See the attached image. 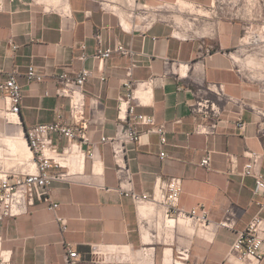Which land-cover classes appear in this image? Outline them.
Wrapping results in <instances>:
<instances>
[{
	"label": "crops",
	"instance_id": "1",
	"mask_svg": "<svg viewBox=\"0 0 264 264\" xmlns=\"http://www.w3.org/2000/svg\"><path fill=\"white\" fill-rule=\"evenodd\" d=\"M107 1L106 5L119 8L116 12L120 19L94 0H64L61 7L65 11L48 9L33 0H2L0 82L16 70L23 98L18 117L7 125L2 117L9 105L0 91V140L8 145L0 147V154L6 150L16 155V162L25 163L11 143L27 147L22 137L26 129L53 122L58 112L68 117V99L56 94L58 77L64 71L74 76L88 68L92 75L85 84L86 115L92 122L90 142L85 147L93 148L95 157L87 159L69 181L52 184L51 195L60 203L57 212L68 218L66 232L61 231L47 204L37 202L27 214L0 222L1 250L11 251L13 264H68V246L80 254L76 264H136L135 257L122 254L119 259L110 256L102 261L91 256V246L99 244L117 253L122 248L135 250L155 245V264H177L173 247L165 246L157 252V242L150 236L151 222L157 212L164 213L163 205L150 199L141 205L147 210L143 216L141 206L132 197L116 190L119 177L113 151L109 143L102 141V137L116 131L120 96L126 93L123 84L134 64L132 80H154L149 87H137L136 98L131 100L135 112L153 115L155 126L165 125L167 129V142L162 144L158 133L148 131L150 126L138 125L139 140L127 145L134 190L153 197L157 180L182 178L180 206L185 210L206 208L210 224L204 229L179 218L173 230L165 232L166 237L169 234L178 247L189 250L185 264H239L230 256L238 232L257 214L264 218L263 197L255 193L254 179L242 174L249 161L248 151L264 153V116L260 114L264 111V93L244 78L235 59L244 24L234 17H223L212 23L208 34L199 35L205 27L200 29L194 23L196 30L176 29L156 12L162 5L185 3L196 7V14L203 16L204 10L215 9V0H123L121 5L113 4L115 0ZM137 4L152 9L154 21L150 26L128 21L127 10ZM96 34H101V44ZM118 43L133 54L115 53L105 60L93 57L98 47ZM209 48L211 53L206 54ZM83 55L87 58L82 59ZM31 64L43 72V81L27 80L25 74ZM202 98L215 103L217 116L205 118L192 112L191 104ZM127 117L132 119L129 112ZM240 120L244 128L239 126ZM200 122L217 123L215 133L196 132ZM54 137L61 147L66 144V140ZM162 151L166 153L163 157ZM206 155L211 157L210 166L201 164ZM232 158L236 166L231 172ZM262 169L264 173V159ZM257 201H262V208ZM229 210L236 222L234 228L218 226ZM135 256L140 257V251ZM255 264H264V258Z\"/></svg>",
	"mask_w": 264,
	"mask_h": 264
},
{
	"label": "built area",
	"instance_id": "2",
	"mask_svg": "<svg viewBox=\"0 0 264 264\" xmlns=\"http://www.w3.org/2000/svg\"><path fill=\"white\" fill-rule=\"evenodd\" d=\"M137 2V1H136ZM138 5V4H137ZM2 0H0V8ZM140 6V5H139ZM104 8V6H103ZM146 15L142 18L144 23L140 26H150L154 21V16L149 12L151 8L144 5L141 6ZM58 10H64L60 7ZM152 10V9H151ZM65 11V10H64ZM119 17V16H118ZM138 18V16H136ZM120 19V18H119ZM121 26L123 24L120 22ZM138 26V24H137ZM180 37V35H177ZM190 37L186 36L185 38ZM98 41L102 42L101 34H96ZM115 53L124 55H132L133 52L130 48L122 43L114 46L98 47L93 57L99 60H105L112 57ZM210 48L206 50V54H210ZM87 55H83L82 59H86ZM134 64L128 69V78L124 81L125 95L120 96L119 101V121L116 126L114 135L109 137H102V141L111 145L113 151V158L116 164V172L119 177V184L116 188L120 194L130 196L135 203L140 206L143 202L150 200L149 194H138L134 190L133 175L127 163L126 151L127 145L139 140L141 131L138 125H147L149 132H155L160 135V142L162 144L167 142V129L165 125L155 126V117L148 114H137L135 106L131 104V100L136 98V89L141 84L144 87H149L153 84L154 80L150 79L147 82H137L131 79ZM26 78L29 82H41L44 80L43 72L31 64L27 68ZM92 75V71L88 68H82L74 76L64 71L59 75L58 86L56 88L57 96L67 98L69 101V115L65 117L62 113L58 112L56 119L50 123H39L34 125L25 132L23 137L27 142L30 150V157L26 163H18L16 155L9 154L10 160L14 161L23 168L19 171H10L3 166L0 168V222L7 217H17L27 214L29 208L37 202H44L48 208L55 214L56 220L60 225L61 231L68 230V218L58 214L60 203L56 201L51 195V187L55 181H69L76 171L81 169L87 159H93L95 152L93 148L87 149L85 144L90 142L89 127L92 120L86 115L87 96L85 92L86 81ZM102 79H104L102 77ZM216 86L215 84H213ZM220 92H223L221 86L217 87ZM0 91L5 94L8 110L6 112L7 118L9 115H18L20 113L23 87L18 81L17 72L12 71L8 74L5 81L0 82ZM95 104V102H92ZM129 104L130 106H125ZM192 112L202 114L205 118L210 116H217L218 109L213 101L208 98L196 100L191 104ZM132 116L130 120L127 113ZM264 116V111H260ZM241 128L245 124L241 120L238 122ZM217 123L210 125L198 123L195 131L205 134H214ZM55 135L59 140H66L64 146H60L56 140ZM4 148L8 145L4 144ZM165 156V152L160 153ZM248 163L244 166L242 174L250 176L254 179L256 194L261 193L264 200V173H263V159L264 153L256 151H248ZM210 155H206L201 164L203 166H210ZM232 170L236 166V160L231 159ZM155 193L159 192L160 198H154V202L163 205V217L165 218H185L189 219L194 225L207 229L210 224L209 213L204 207H195L191 210H185L180 206V197L183 191V181L180 177H169L166 179L157 180L154 185ZM152 200V199H151ZM257 205L261 208L262 201H257ZM234 216L229 210V215L218 222V226L234 228ZM167 230L173 229L165 225ZM155 238L154 234L150 235ZM1 239V237H0ZM142 252L149 255L148 260H142L139 257L136 264H155V245H144L137 249L136 252ZM107 251L106 247L99 244L91 246L90 254L92 257H99L100 260L105 261L110 256L119 259V255H129L123 250ZM113 253V254H112ZM239 262V264H255L264 258V218L257 214L249 222L248 226L238 232L237 237L232 245L231 255ZM189 257V250L184 247L177 248L175 263H183ZM174 258V257H173ZM80 259L78 251L70 246L67 247L65 260L68 264H76ZM0 264H13L11 251H4L0 248Z\"/></svg>",
	"mask_w": 264,
	"mask_h": 264
},
{
	"label": "rangeland",
	"instance_id": "3",
	"mask_svg": "<svg viewBox=\"0 0 264 264\" xmlns=\"http://www.w3.org/2000/svg\"><path fill=\"white\" fill-rule=\"evenodd\" d=\"M94 1H96L98 6H104L105 9L116 14L118 17L116 11L119 8L106 5L104 2H108L107 0ZM33 2L40 6H45L48 9H59L64 0H33ZM112 3L121 5V3L123 4V0H115V2ZM215 5V9L211 12L204 10L206 14L203 16L196 14L197 11L194 9L196 7L193 5H182L181 3L159 6L156 12L158 13V17L167 18L176 29L178 27H185L187 30L191 31L193 30L192 28H195L194 23L200 29L201 27H205V29L200 30L199 35L208 34L211 29H213L212 23L216 19L234 17L241 21L245 29L240 45L236 48V64L240 68L244 78L256 84L264 93V0H215ZM145 11L148 10L141 8L139 5H136L132 9H128V21L138 25L143 24L144 20L142 16L146 15ZM151 11L150 9L149 12ZM136 16H138V18ZM194 18H197V21H194ZM2 120L7 124L9 119L6 114H4ZM4 142L5 140H0V147H4ZM26 148L23 147V149ZM10 157L12 156H9V154H0V168L3 166L10 171L21 170L23 166L20 167L17 165L14 161L10 160ZM21 157L22 155L20 154V160L23 161L24 159H21ZM155 212H157V210ZM146 221H148V219ZM164 223L165 219L163 214L157 212L155 219L151 222L150 232L155 235L153 240L157 242V252L160 248L163 249L165 246L173 247L175 261L179 245L175 239H169V234L166 237L165 232H171L173 229L167 230ZM172 242L174 243L173 245ZM137 249L122 248L121 250L127 252L130 256L136 257L135 252ZM155 254L157 253L155 252Z\"/></svg>",
	"mask_w": 264,
	"mask_h": 264
},
{
	"label": "bare ground",
	"instance_id": "4",
	"mask_svg": "<svg viewBox=\"0 0 264 264\" xmlns=\"http://www.w3.org/2000/svg\"><path fill=\"white\" fill-rule=\"evenodd\" d=\"M129 4L131 5V3H130V1H129ZM133 4V3H132ZM183 4H185V3H183ZM182 4V5H183ZM122 21H123V24L127 27V28H129V26H128V24L126 23V21H125V19L124 18H122ZM16 117H18V115H9V117H8V121H12L13 119H15ZM22 137H23V133H22ZM24 138V137H23ZM16 141L15 142H18V140L19 139H15ZM25 140V139H24ZM20 142V141H19ZM27 145V144H26ZM11 146L13 147V149L15 150V152H18L19 154H21L22 155V157H21V159L23 158L24 160H25V163H26V160L30 157L29 156V153H30V150H29V147H28V145H27V148L26 147H24V148H26V149H23V147L21 146V143H19V145H18V143H11ZM27 150H28V152H27ZM30 155H31V153H30ZM29 156V157H28ZM28 157V158H27ZM160 194H159V192H157V193H154V195H153V197H151L150 195H149V197H150V199H152V200H154V198H157V199H159V196ZM147 201H149V200H147ZM147 201H145V202H147ZM145 202H143L142 204H144ZM154 202V201H153ZM142 204H140V206L142 205ZM140 209H141V213H142V215L143 216H146V213H147V210H146V207H144V206H141L140 207ZM180 218H182V217H180ZM179 218H165V220H166V225L167 226H170V227H174L175 226V221L176 220H178ZM169 253H170V250H168L167 251V260L169 261L170 260V257H169ZM140 259H142V260H148L149 258H150V256L149 255H145V254H143L142 252H140V257H139ZM178 264H183V263H178Z\"/></svg>",
	"mask_w": 264,
	"mask_h": 264
}]
</instances>
